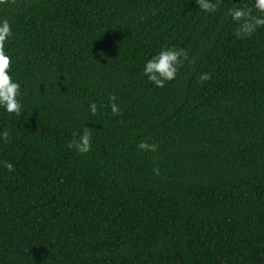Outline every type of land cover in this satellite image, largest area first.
Masks as SVG:
<instances>
[{"label": "trees", "instance_id": "16d2710c", "mask_svg": "<svg viewBox=\"0 0 264 264\" xmlns=\"http://www.w3.org/2000/svg\"><path fill=\"white\" fill-rule=\"evenodd\" d=\"M213 2L0 6L25 105L0 110V264H264V28L237 38L227 9L253 0ZM165 46L189 60L156 88L143 66Z\"/></svg>", "mask_w": 264, "mask_h": 264}, {"label": "clouds", "instance_id": "9594fccd", "mask_svg": "<svg viewBox=\"0 0 264 264\" xmlns=\"http://www.w3.org/2000/svg\"><path fill=\"white\" fill-rule=\"evenodd\" d=\"M13 0H0V6L11 8ZM196 5L200 11L214 15L219 10L218 3L213 0H196ZM227 17L236 25L235 35L237 38H251L260 29L264 28V0H253L252 4L233 7L227 9ZM15 39L12 24L8 18H0V110L10 118L21 117L25 111L23 101V91L21 82L15 78L13 67L15 60L10 54L11 42ZM189 60L188 52L183 48L175 46H165L151 55L143 66V74L147 80L156 88H164L166 84L174 81L184 62ZM211 79L209 73H202L199 76V82H205ZM116 97H109L107 107L111 109L113 116L121 115V110L115 102ZM89 111L96 115L100 107L95 102L89 104ZM10 133L8 131L0 132V140L7 141ZM68 147L78 153L84 154L91 150V133L85 128L82 133L76 134ZM142 152H155L157 146L142 141L137 145ZM3 167L9 172H14V165L5 161Z\"/></svg>", "mask_w": 264, "mask_h": 264}]
</instances>
